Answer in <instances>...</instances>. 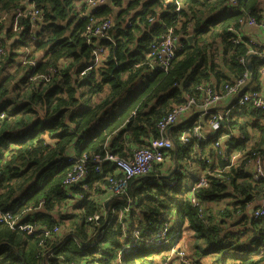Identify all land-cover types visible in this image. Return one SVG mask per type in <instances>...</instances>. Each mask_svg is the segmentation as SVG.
I'll return each instance as SVG.
<instances>
[{
  "label": "clouds",
  "instance_id": "9594fccd",
  "mask_svg": "<svg viewBox=\"0 0 264 264\" xmlns=\"http://www.w3.org/2000/svg\"><path fill=\"white\" fill-rule=\"evenodd\" d=\"M104 2L111 4V0ZM170 2L172 0H162L161 7H167ZM174 2L178 7L173 12L181 9L185 11L179 23H174L171 28L161 21L160 7L156 8L154 14L143 17V25L136 21L139 32H145L148 36L143 45L136 44L137 52L144 57L142 63L132 59L129 55L130 47L116 52L117 40L122 39L116 36V31L125 30L132 20V12H126L117 22L114 11L116 5L113 4V12L99 26H96V20L92 21L95 32L89 30L83 37L87 39L91 35L99 37L111 33V52L99 43L96 45L95 56L91 49L87 53H81L76 48L79 60L75 61L65 51L62 53L64 59H48L46 64L50 66L41 76L33 79V84L40 79L55 83V94H41L36 98L39 103L33 101L30 106L40 122L54 118V131L64 139L50 140L52 130L39 129L34 120L31 124L23 121L18 132H23L24 126L33 127L36 128V137L10 151L19 153L18 162L21 166L45 153H51L50 159L55 157L53 163H74L63 173L58 183L45 190L43 201L37 200L25 206L15 217L18 220L21 216H32L39 210L48 213L55 224H24L18 234L17 229L12 227L15 220L0 207V220L8 221L0 229L3 240L9 244L11 250L20 254L21 264H48V258L65 246L67 250L59 254L57 264H75L71 253L85 247L98 248L101 253L107 252L108 256L100 257L103 264H125L133 256H140L141 264H201L199 249L204 248L209 241L219 239L230 244H244L257 231L251 220L264 218V184L257 183L256 177L261 176L264 179V174L260 169L253 168L251 180L233 183L237 169L248 171L249 166L245 163L248 157L244 151L233 152L230 146V138L239 139L246 134L249 131L247 124L254 118L253 115L232 117L235 120V125L232 126L230 114L234 109L245 108L248 113H254L262 126L260 138L264 139V88L259 92L240 91L246 84L251 88L252 83L257 82L246 68L242 71H228L223 91L208 88L214 83L215 76L204 80L203 88L200 85L187 91L181 88L179 95L186 101L182 107L170 101L149 111L153 108L154 100L142 101L119 124L89 144L88 129L101 118L110 120L118 115L125 106L122 102L129 89L140 78L153 73L152 65H159L162 56H170L173 50H179L182 46L181 37L192 35L198 23L195 12L189 9L184 0ZM119 6L124 7L125 4ZM235 6L243 9V16L239 18L242 27L238 32L233 29L236 35L224 39L220 45L222 48H229V51L222 53V60H217L216 69L213 71H223V64L233 60L242 66L249 58L248 53L254 51L245 45L246 50L238 54L234 48L241 34L248 32L245 22L259 17L264 24V0H235ZM92 7V0H73L65 12L66 15H80ZM38 15L35 12L19 13V17L24 19L14 36L29 45L37 40L50 41L51 36L47 31L40 29L38 33L39 24H33L30 29L25 28V24L31 23L27 17L35 18ZM153 20L160 21L164 26L165 31L162 34H153L148 30V24ZM252 38L256 39L255 36ZM3 39L7 41L9 38L4 36ZM217 43L214 39L213 45ZM142 47L147 48L150 55L149 52H141ZM31 51V47L25 49L21 61ZM120 55L128 59L130 64H134L135 70L127 74L121 72L119 69L126 65L120 64ZM39 58L41 56L38 53L27 64H35ZM106 59L108 63H105ZM91 61L94 62L90 63ZM12 71H15L14 67L7 66L0 70V77ZM138 71L141 72L139 78L136 75ZM164 72L162 81L173 72L170 64L164 65ZM185 75L186 73L178 74L171 83L180 85ZM105 79L114 81V87L121 84L124 87L115 94L108 93L105 91ZM13 83H16L15 79L5 86L0 103L9 97L16 99L17 93L11 91ZM259 83L264 85V76ZM38 91V88L33 87V92ZM193 92L196 93L195 96ZM102 93L109 97L103 104L100 103ZM25 99H28L27 94ZM230 100L235 103L229 104ZM210 108L214 110V114H209ZM82 109L91 115L85 117ZM193 113L196 115L193 116ZM188 117L194 121L190 125ZM221 126L226 130L225 134L219 135L215 143H210V139L216 137ZM160 145H165L167 151L162 152ZM37 150L39 156L36 155ZM261 150L264 153V145H261ZM149 181L155 183L156 188L146 187V182ZM216 184H227L228 191L237 200L241 195L247 196L249 192L252 193V198L247 205L234 207L231 211L224 206L227 202L220 203L217 205L218 211L213 213L211 205L199 197L209 192L222 191V188L215 187ZM146 193L151 195L146 196ZM65 194H71V199L63 200L61 206L58 201ZM74 201L86 203V208L74 209ZM254 205L253 217L249 209ZM64 212L76 213L77 220L73 221V227L68 228L61 224V214ZM221 216L224 218L223 223L220 221ZM81 220L85 224H81ZM237 220L243 222L234 224L233 221ZM181 225L186 229L185 240L176 245ZM41 227L45 234L25 249L27 234ZM233 230L237 232L236 237L231 235ZM245 231L248 234L242 235ZM197 232L205 238L197 241ZM161 249L171 251L161 252ZM149 252L160 254L147 259L145 253ZM5 256L6 253H0V264H8ZM89 264H92L91 260Z\"/></svg>",
  "mask_w": 264,
  "mask_h": 264
},
{
  "label": "trees",
  "instance_id": "16d2710c",
  "mask_svg": "<svg viewBox=\"0 0 264 264\" xmlns=\"http://www.w3.org/2000/svg\"><path fill=\"white\" fill-rule=\"evenodd\" d=\"M230 0H184L189 6V9L195 12L198 23L193 30L192 35L181 37L182 46L175 52V56L171 59L170 65L173 68V72L169 74L167 79L162 81V77L165 76L164 69L158 71L153 68V73L143 76L139 79L142 84L131 91V93L122 102L125 106L123 110L115 115L112 119L101 118L95 124H93L87 131L89 137V144L95 139L102 137L105 132L116 124H119L127 114L135 109L142 101L151 102L154 100L153 108L149 111H153L156 106H163L170 101L180 105L184 102V98L179 95L181 88L185 91L194 89L197 85L204 86V80L210 79L215 76V81L210 85L214 90L219 89L223 83L227 82L228 71H242L247 68V64L242 66L235 60L231 63L223 64V71H213L216 69L217 60H222V53L226 54L229 48H222L224 39L236 35V32L241 28L240 19L243 16V9L237 8L234 4L229 2ZM73 0H0V33L2 52L0 53V70L7 66H13L15 71L5 73L0 77V96H3L5 86L9 84V81L15 79L16 83L11 85V91L17 93L16 99L9 97L0 103V114L3 116L0 118V207L3 210H11L15 215H18L19 211L25 206L33 204L37 200L43 201L45 198V190L49 186L58 183L62 178L63 173L69 168L67 162L52 161L55 157L49 158L51 153H45L40 158H34L28 160L23 166L18 162L19 153H14L10 149L18 148L25 145L28 140L35 139L36 128L24 126L23 132H18V129L22 126L23 121H28L29 124L34 120L36 127L41 130H52L53 134L49 137L50 140L57 138L64 139L59 133L54 131L56 127L55 119H48L45 122H40V118L35 115L34 110L30 106L31 102L35 101L41 94H55L57 91L55 83H48L42 79L37 80L35 84L32 83L33 79L41 76L47 67L46 61L50 58L64 59L62 53L67 51L70 53L72 60L78 61L79 55L76 54V48H79L81 53H87L89 50L95 47L96 43H99L111 52V40L109 38H93L92 42H88L84 39L85 28L93 20L102 21L109 13L113 12L112 5H116L115 18L124 16L126 12H132V20L126 25L125 30L121 31L117 29L116 36L122 39L117 40L116 52H122L123 49L130 47L131 52L129 55L138 63H142L144 57H141L137 52L136 44L141 45L147 41L148 36L145 32H139V27L136 21H139L141 25L144 24L143 17L154 14L157 7H160V19L164 21L169 28L174 23H179L180 17L184 15L183 9L173 12L177 5L174 0L170 2L167 7H161L162 0H111V4L103 3L97 5L92 10H88L84 14L77 15L75 13L66 15V7L70 5ZM30 4V5H28ZM120 4H125L124 7H120ZM26 5V6H25ZM137 5H141L137 7ZM86 7V6H85ZM19 8V9H18ZM29 8H36L41 11L40 19L34 24H39L40 29L47 31L51 39L50 41H32L31 45L21 39H17L14 36L15 30H13V23L18 11H24ZM46 9H49L46 11ZM135 9V11H133ZM83 12V8H82ZM88 13V14H87ZM89 15V16H88ZM4 18V19H3ZM24 18L20 17L18 23L20 24ZM28 19V18H27ZM256 19H260L257 17ZM32 23L25 24V28L30 29ZM69 29H71L69 31ZM148 30L153 34H162L165 31L164 26L160 21L153 20L148 24ZM139 32V35L136 33ZM78 34V35H77ZM111 35V33H109ZM4 36H8V40L3 39ZM115 38V37H114ZM218 43L214 46L213 40ZM245 45L252 47L249 41L245 38L235 42L234 48L238 54L240 51L246 50ZM31 47L32 51L25 56L24 61H21V56H24L25 49ZM231 47V46H230ZM215 48V50H214ZM148 49L142 47L141 52H147ZM40 54L41 58L36 59L35 64H27V61H31ZM215 57V58H213ZM248 57L251 62V72L253 79L257 81L253 83L255 87L259 86L260 70H258V60L260 57L257 53H248ZM264 57V56H263ZM120 64L126 65V67L119 69L121 72L127 74L129 71L135 70V65L130 64L128 59L123 55L119 57ZM92 63V61L90 62ZM108 63V60H105ZM190 69V71H189ZM143 71V70H142ZM180 73H186L182 78V83L177 85L171 83L175 77ZM137 77H141V72L136 73ZM114 81L105 79V91L111 94H115L121 88L123 84L114 87ZM33 87L39 89L38 92H33ZM27 94L28 99H25ZM196 93L193 92V96ZM109 97L101 94L100 103L103 104ZM235 103L232 101L229 104ZM85 117L91 115L85 109ZM210 115L214 114V110H210ZM196 113L193 114L195 116ZM243 115H253V120L247 124L249 131L243 134L239 139H231V147L233 149H240L244 151V154L248 157L245 163L249 166L248 171H240L237 169V173L233 178V183L246 182L252 179L250 164L251 160L259 156L264 164V153H262L261 145H264V139H261L262 126L255 118L254 113H248L245 108L239 110H233L230 114V124L235 125V120L232 117H239ZM32 120H29V118ZM190 122H194L189 117ZM13 121L15 124H13ZM139 128V126H138ZM143 132L142 128H139ZM178 130V129H175ZM226 130L221 126L218 130V137L220 134H225ZM215 138V137H214ZM214 138L210 139V143L214 142ZM87 147V145H86ZM252 155H249V154ZM32 155V153H29ZM39 156V150L36 153ZM48 163H45V161ZM223 165V162H221ZM256 182L264 184V179L258 177ZM146 187L156 188V184L152 182H146ZM215 187L222 188L219 192H209L205 196L199 197L202 201H207L211 205V211L216 213L218 211L217 205L223 202L226 208L230 211L236 207L239 208L242 205H247L252 198V193L249 192L247 196L241 195L237 200L234 194L228 191L227 184H216ZM59 191V190H57ZM151 193H146V196H150ZM65 199H71V194H65L59 198L61 206L62 201ZM221 200V201H220ZM72 207L76 210L86 208V203L74 201ZM255 205L253 206V209ZM253 216L252 212L250 213ZM254 217V216H253ZM246 219L248 217H245ZM211 219V217H209ZM77 220L76 213L64 212L61 214V224L68 228L73 227V221ZM221 223L224 222L223 216L220 217ZM81 224H85V221H79ZM187 222V221H185ZM243 221H233L234 224L242 223ZM17 223L20 224H55V221L51 220L48 213L40 212L32 216H21ZM251 223L257 227V231L253 232L249 240L244 244H230L222 242L221 240L209 241L203 249H199V256L204 253L209 254L214 264H264V218L252 219ZM7 223L0 222V229H2ZM60 226V225H56ZM183 227V225H181ZM180 227V228H181ZM190 227V226H189ZM17 229L19 234V228ZM45 234L44 228H37L32 231V234H27L28 239L24 242L25 249L38 241ZM245 231L242 235H247ZM233 237L237 236L235 230L231 231ZM202 234L197 232V241L204 239ZM67 250V247L59 248L58 252L48 258V264H57L59 254ZM169 249H161L160 251H168ZM0 253H6L5 259L8 264H21L20 254L11 250L9 244L3 240V232L0 231ZM160 253H145V258L151 259L153 255H159ZM74 257L75 264H89L90 260L92 264H103L100 257L108 256L107 252L101 253L98 248H82L75 250L71 253ZM142 258L140 256H133L130 261H126L125 264H141ZM201 264H205L204 262Z\"/></svg>",
  "mask_w": 264,
  "mask_h": 264
},
{
  "label": "built area",
  "instance_id": "2783aa9c",
  "mask_svg": "<svg viewBox=\"0 0 264 264\" xmlns=\"http://www.w3.org/2000/svg\"><path fill=\"white\" fill-rule=\"evenodd\" d=\"M231 4H234L235 3V0H230L229 1ZM92 3H93V7L90 9V10H92L94 7H96L97 5H101V4H103V3H105L104 2V0H92ZM178 7V6H177ZM176 7V8H177ZM30 12H35V13H38L39 15L38 16H36L35 18L34 17H32V16H28L27 18H28V20H30L31 21V23L32 24H34L38 19H40V16H41V11L40 10H38V9H36V8H29V9H26V10H24V11H18L17 12V14H16V16H15V21H14V23H13V30H15L16 31V29H17V27L20 25L19 23H18V19L20 18L19 17V13H30ZM88 14V13H87ZM89 16V15H88ZM103 21V20H102ZM102 21H97V25L96 26H99L100 25V22H102ZM245 24H247V25H249V26H256V27H258L259 29H261L263 32H264V24H262L261 22H260V19H250V20H248V21H246L245 22ZM89 30H91L93 33L95 32V27H93L92 26V23H91V21H90V23L86 26V28H85V35H87V33L89 32ZM103 30V29H102ZM3 36V34L2 33H0V53L2 52V47H1V37ZM104 37H106V38H109V34H106V35H103V36H99V37H97L96 35H91V36H88V38H87V41L90 43V42H92V39L93 38H104ZM165 42H166V40H165ZM181 43H182V41H181ZM249 43L251 44V48L254 50V51H252V54H254V53H257L258 55H260V56H264V55H261V53L262 52H264V41L263 42H260V41H256V40H249ZM96 45H97V43H96ZM96 45H95V47H93V49H92V52H93V56H95V54H96ZM101 45V44H100ZM183 45V44H182ZM103 46V45H102ZM104 48H106V46H103ZM107 49V48H106ZM177 50H173L172 51V53H171V55L169 56V55H164V56H162L161 57V63L159 64V65H152V67L153 68H158V69H164V65L165 64H169L170 63V61H171V59L175 56V52H176ZM147 52H149V55H150V51L148 50ZM101 55H102V53H101ZM248 60V59H247ZM247 60H245L244 61V64H246V62H247ZM92 62H94V61H92ZM250 73H252L248 68H246ZM261 73V72H260ZM262 73H264V71H262ZM253 76V75H252ZM226 83V82H225ZM225 83H223V85L219 88V90L220 91H223V86H224V84ZM247 85V84H246ZM246 85L240 90L241 92H243V93H247V92H249V91H252V92H259L262 88L261 87H255V86H253V83H252V86H251V88H249V86H247L246 87ZM202 88L204 87V86H201ZM208 88L209 89H211V90H214L210 85L208 86ZM237 95H239V93L237 94ZM232 101H234V100H230L229 101V103L230 102H232ZM235 102V101H234ZM186 103V101H184V102H182V103H180V106L182 107L184 104ZM212 108H210L209 109V113H210V110H211ZM194 114V113H193ZM3 116V113H1L0 114V118ZM193 122H190V121H188V125H190V124H192ZM187 125V126H188ZM186 126V127H187ZM220 135H223V134H220ZM219 138V136L218 137H215L214 138V142L213 143H215V141H216V139H218ZM160 150L162 151V152H166L167 151V149H166V146L165 145H160ZM237 151H241L240 149H233V152H237ZM68 164H69V168L71 167V164L72 163H74V161H72V162H67ZM250 164H251V166H252V169L253 168H258V169H260L261 170V172H262V174H264V164H262V159L259 157V156H256V158H254L253 160H251V162H250ZM258 177H260V176H257L256 177V179L258 178ZM197 183H199V181H196ZM6 214H9L11 217H12V219L13 220H15V223H13L12 224V227H15V226H17L19 229L24 225V224H20V223H17V221L18 220H16L15 219V217L17 216V215H15L11 210H3ZM252 214H253V216H255V208L252 210ZM0 222H6V223H8V221H4V220H0ZM32 233V232H31ZM31 233H28V234H31ZM175 244L176 245H178V243H177V241L175 242ZM173 247H175V245H173ZM168 251H171V249H169ZM15 264H19V263H15Z\"/></svg>",
  "mask_w": 264,
  "mask_h": 264
},
{
  "label": "crops",
  "instance_id": "0c3cea01",
  "mask_svg": "<svg viewBox=\"0 0 264 264\" xmlns=\"http://www.w3.org/2000/svg\"><path fill=\"white\" fill-rule=\"evenodd\" d=\"M245 25L248 28V32L241 34V37L240 38H245L248 41L249 40H256V41H260V42H263L264 41V32L261 29H259L258 27L254 26V25L253 26H249L247 24H245ZM253 36H255L256 39H253L252 38ZM258 61H259L258 62V70H260V72H261L260 73L261 74L260 80H261L262 76H264V73H262V70H264V57L263 56L260 57V60H258ZM258 87L264 88V85H262L261 83H259V86ZM187 119H188V121L191 120V119H189V117ZM100 195H104V194H100ZM185 231H186V229L184 228V226L180 228V236H179V239L176 240L178 244H180L181 241L185 240ZM206 257H209V256L204 255L203 257H201L202 258L201 259V262L202 263L204 262L205 259H207Z\"/></svg>",
  "mask_w": 264,
  "mask_h": 264
},
{
  "label": "rangeland",
  "instance_id": "374dc122",
  "mask_svg": "<svg viewBox=\"0 0 264 264\" xmlns=\"http://www.w3.org/2000/svg\"><path fill=\"white\" fill-rule=\"evenodd\" d=\"M3 19H4V18H3ZM145 78H146V76H145ZM141 84H142V82H138V83L135 84L132 88H130L129 91H128L127 96L131 93L132 90H134L135 88L139 87ZM253 86H254V85H253ZM127 96H126L125 98H127ZM125 98H124V99H125ZM186 126H187V125H185V127H186ZM220 201H221V200H220ZM202 249H203V248H202ZM200 251H201V250H200ZM200 251H199V253H200ZM204 255L209 256V257H206L207 259H205V260L203 259L205 264H214L213 261H212V258H210V255H209V254L204 253L203 255L201 254L200 257H203Z\"/></svg>",
  "mask_w": 264,
  "mask_h": 264
},
{
  "label": "water",
  "instance_id": "95a60500",
  "mask_svg": "<svg viewBox=\"0 0 264 264\" xmlns=\"http://www.w3.org/2000/svg\"><path fill=\"white\" fill-rule=\"evenodd\" d=\"M246 64H247V68H248L249 70H251V62H250V59H249V58H248ZM252 77H253V76H252ZM250 83H251V81H250ZM247 86H248V84L246 85V87H247ZM252 210H253V208L249 209V213H251Z\"/></svg>",
  "mask_w": 264,
  "mask_h": 264
},
{
  "label": "bare ground",
  "instance_id": "6f19581e",
  "mask_svg": "<svg viewBox=\"0 0 264 264\" xmlns=\"http://www.w3.org/2000/svg\"><path fill=\"white\" fill-rule=\"evenodd\" d=\"M28 5H30V4H28ZM26 6V5H25ZM19 9V8H18ZM31 9V8H30ZM32 234V233H31Z\"/></svg>",
  "mask_w": 264,
  "mask_h": 264
}]
</instances>
